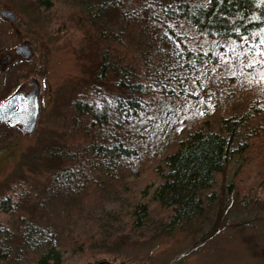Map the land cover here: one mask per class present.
Returning a JSON list of instances; mask_svg holds the SVG:
<instances>
[{"label": "trees", "instance_id": "trees-1", "mask_svg": "<svg viewBox=\"0 0 264 264\" xmlns=\"http://www.w3.org/2000/svg\"><path fill=\"white\" fill-rule=\"evenodd\" d=\"M35 5L40 10L52 6L51 0H35ZM130 7L114 29L97 19L101 10L97 16L81 10L75 14L74 27L84 44H91V70L60 110V135L49 149L56 167L46 176L50 189L75 200L101 178L99 186H116L109 194L112 208L105 209L104 199L86 215L79 208L59 230L46 216L26 220L19 214L16 228L0 225V264H106L117 259L120 264H145L119 257L118 249L141 242L146 233L157 237L185 228L217 206L203 235L202 241L208 240L220 231L227 197L233 201L243 190L223 186L219 197L213 191L217 175L251 151L255 140L264 142L263 95L214 120L192 123L173 150L147 167L137 163L139 152L123 131L148 118L157 101L170 98L165 73L188 71L202 56L218 64L214 54L231 50L263 58L264 0H141ZM138 32L150 33L153 43L165 44L167 50L138 54L133 49ZM251 123L257 124V134L239 139ZM13 197L0 200L3 213L20 203Z\"/></svg>", "mask_w": 264, "mask_h": 264}, {"label": "rangeland", "instance_id": "rangeland-1", "mask_svg": "<svg viewBox=\"0 0 264 264\" xmlns=\"http://www.w3.org/2000/svg\"><path fill=\"white\" fill-rule=\"evenodd\" d=\"M140 2L51 0L50 10H40L35 9V0H0V11L9 10L16 15L15 22L0 15V104L22 91L32 79L41 86L39 119L32 135L25 134L19 126L0 125V200L10 194L15 202L20 199L15 210H0L1 226L16 228L21 214L26 220L46 216L59 230L79 208L86 215L101 205L102 199L107 200L105 209L112 208L110 202L114 200L110 195L116 186L105 184L103 188L104 182L98 177L101 186L95 184L82 199L50 189L46 176L56 165L49 157V149L60 135L63 104L89 78L91 70V44L85 45L86 39L74 27L76 13L81 10L97 16L96 11L101 10L102 17L97 19L107 29H114L121 23L124 10L129 11L131 5ZM25 44L31 49L29 59L15 53L17 47ZM167 48L165 44L155 45L150 33L138 32L133 39V49L142 56L165 52ZM214 55L220 63L202 56L201 62L188 71L165 73L163 69V76L170 77L162 78L170 85V98L157 101L148 118L127 124L123 131L125 139L139 152V165L147 167L173 150L191 125L225 115L253 96H264V57L251 59L234 50L227 55ZM255 134L257 124L251 123L239 139ZM229 185L232 190L236 185L243 190L233 201L227 197L228 211L220 231L208 240L202 241L203 235L216 218L217 206L185 228L176 227L157 237L146 233L141 242L120 247L119 257L140 263L144 260L145 264H264L263 138L255 140L251 151L232 164L226 174L216 176V197L221 195L223 186ZM135 186L141 188L140 184Z\"/></svg>", "mask_w": 264, "mask_h": 264}, {"label": "water", "instance_id": "water-1", "mask_svg": "<svg viewBox=\"0 0 264 264\" xmlns=\"http://www.w3.org/2000/svg\"><path fill=\"white\" fill-rule=\"evenodd\" d=\"M0 15L10 22L16 21V15L12 11L1 10ZM15 53L25 59H29L32 55L30 47L26 44L17 47ZM27 86L32 87L29 93L20 91L0 104V123L10 122L13 126L21 127L25 134L32 135L39 119L41 86L35 79H32Z\"/></svg>", "mask_w": 264, "mask_h": 264}, {"label": "flooded vegetation", "instance_id": "flooded-vegetation-1", "mask_svg": "<svg viewBox=\"0 0 264 264\" xmlns=\"http://www.w3.org/2000/svg\"><path fill=\"white\" fill-rule=\"evenodd\" d=\"M8 59H10V58H8ZM31 90H32V87L25 85L24 88L22 89V92L25 93V94H27V93H29ZM19 92H20V91H19ZM15 94H16V93H15ZM1 104H2V103H1ZM2 124H10V125H12L10 122L0 123V125H2Z\"/></svg>", "mask_w": 264, "mask_h": 264}]
</instances>
